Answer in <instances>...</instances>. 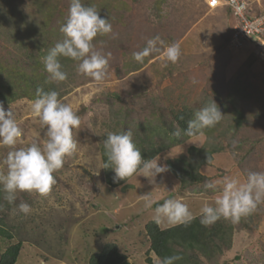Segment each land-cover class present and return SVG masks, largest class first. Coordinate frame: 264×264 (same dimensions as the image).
Here are the masks:
<instances>
[{
    "label": "rangeland",
    "instance_id": "374dc122",
    "mask_svg": "<svg viewBox=\"0 0 264 264\" xmlns=\"http://www.w3.org/2000/svg\"><path fill=\"white\" fill-rule=\"evenodd\" d=\"M13 2L29 12L27 0ZM122 2L127 10L123 21L112 29L111 39L117 44L106 53L105 78L100 82L88 76L86 81L78 78L61 98L79 116L80 125L73 130L77 148L53 173L51 192L47 196L17 192L16 201L9 204L0 191L1 224L12 236L11 241L0 238V254L8 245L20 242L15 264H88L90 254L111 241L131 264H159L148 252L144 230L153 221L155 207L165 199H178L200 217L201 207L214 206L222 185H217L216 190L183 189L168 171L159 174L154 184L140 172L118 188L105 184L100 148L107 133L112 132L109 127L114 125L116 118L112 114L117 107L133 110V118L135 114L143 118L142 108L148 98H156L164 107L193 105L202 96L209 104L215 101L224 116L211 137L198 135L155 159L168 166L170 160L189 157L190 148L209 150L218 146L221 152L200 170L207 182L226 176L244 182L249 172H264V46L256 45L253 38L252 44L232 46L230 32L232 26L236 28V19L228 8L210 10L207 0ZM263 14L264 0H249L247 15L257 18ZM157 35L163 41L157 44L162 51L168 45L179 44L178 61L166 62L161 53H151L141 69L124 73L123 65L132 54L143 50L147 40ZM94 50L104 54L100 47ZM31 105L25 99L3 104L6 110L13 111L22 136L13 148L0 146V162L9 151L32 143L43 147L46 129L33 115ZM230 106L244 117L236 133L230 129L234 123ZM0 171H6L2 163ZM144 196L154 201L152 208L144 207ZM22 202L31 206L27 215L18 210ZM252 217L250 229L235 225L231 249L208 264H264V202ZM159 226L173 225L165 220Z\"/></svg>",
    "mask_w": 264,
    "mask_h": 264
},
{
    "label": "trees",
    "instance_id": "16d2710c",
    "mask_svg": "<svg viewBox=\"0 0 264 264\" xmlns=\"http://www.w3.org/2000/svg\"><path fill=\"white\" fill-rule=\"evenodd\" d=\"M82 3L85 6H94L101 17L108 18L112 29L117 22L123 21L127 10L122 0H82ZM69 5L70 0H27L29 12H26L13 0H0V102L5 105L22 99L33 102L37 88L44 91L55 90L61 99L68 92V85L76 83L78 78L86 81V75L76 74L78 62L61 56L59 60L62 70L68 74L67 79L63 82H45L48 74L44 70L41 58L57 42L63 40L60 27L67 19ZM92 43L94 49L100 47L104 49L106 55L116 47L117 41L111 39L110 33L106 36L98 35ZM146 61V58L143 63L129 59L123 65L124 73L136 72ZM113 104L111 103V106ZM208 104L203 96L193 105L181 104L176 107L171 105L164 107L156 98H148L142 108L145 114L143 118H140V114H135L137 117L133 118V110L120 106L112 114L116 120L109 129L114 133L130 131L142 158L153 159L200 135L188 137L184 135V130L187 128V122L194 118L195 112ZM230 109L234 122L230 129L236 133L242 127L244 117L234 106H230ZM116 128L120 130L115 132ZM216 129V126L205 129L203 135L211 137ZM178 130L181 133L179 136L174 134ZM104 152L103 142L100 148L102 162L106 160ZM219 152L221 148L218 146H211L209 150L190 148L189 157L180 156L168 162V172L180 182L183 189L201 191L197 187L204 188L208 178L202 175L200 170L209 166L213 155ZM135 174L126 180L113 182V170L104 169V182L109 188L115 189L125 184ZM252 216L253 213L243 216L235 224L221 218L207 228L200 224V217H196L188 226L176 225L168 228H161L154 221H150L144 227L149 245L148 252L159 260V264L164 257L174 254L182 256L175 264H208L231 249L235 225L250 229L249 222ZM1 222L0 220V238L11 241V234L2 227ZM21 246L20 242L8 245L0 254V264H15ZM147 262L151 261L148 259ZM88 264L131 263L127 255L121 253L117 244L111 241L102 245L96 252H92Z\"/></svg>",
    "mask_w": 264,
    "mask_h": 264
},
{
    "label": "clouds",
    "instance_id": "9594fccd",
    "mask_svg": "<svg viewBox=\"0 0 264 264\" xmlns=\"http://www.w3.org/2000/svg\"><path fill=\"white\" fill-rule=\"evenodd\" d=\"M60 32L64 36L63 40L57 42L41 58L44 70L48 74L45 82H63L67 79L68 74L62 70L59 60L61 56L77 61L78 73L97 82L102 81L106 75L108 57L94 50L92 42L98 35L106 36L112 33L109 19L101 17L94 6H85L82 0H70L67 19L61 25ZM158 42L163 44L158 35L147 40L143 50L132 54V59L143 63L144 58L151 53H161L164 61L176 63L181 55L179 44L168 45L162 51L157 47ZM164 66L166 67L167 63ZM58 96L55 90L44 91L37 88L31 105L33 115L46 129L44 136L47 139L43 147L32 143L27 147L9 151L6 158L0 162L6 168V171H0L2 186L0 191L5 193L4 199L9 204L16 201L17 192H35L47 196L55 183L53 173L63 166L64 157L71 155L77 148L73 130L79 127L80 118L71 106ZM223 116L217 103L212 101L195 112L194 118L187 122L184 135L188 137L203 135L205 129L213 128L220 123ZM174 134L179 136L181 133L178 130ZM21 136L22 131L13 111L11 108L6 110L3 104H0V146L13 148ZM232 146H236V141H232ZM104 149L106 160L100 169H112L113 182L126 180L139 171L142 176L148 178L150 184H154L159 174L169 171L166 164L158 163L155 158L147 160L142 158L130 131L108 132L104 140ZM217 185H222V188L215 198L214 206L205 204L199 210L200 224L206 228L221 218L234 224L238 223L241 217L250 215L264 202V172H249L244 182L226 176L220 181L206 182L204 188L216 190ZM143 199L146 209L153 207L154 201L150 197L144 196ZM17 207L19 212L25 215L32 211L28 203L22 202ZM195 218L188 205L181 200L165 199L155 207L153 221L158 225L166 220L173 226H188ZM181 259V255L174 254L164 257L160 264H175Z\"/></svg>",
    "mask_w": 264,
    "mask_h": 264
},
{
    "label": "built area",
    "instance_id": "2783aa9c",
    "mask_svg": "<svg viewBox=\"0 0 264 264\" xmlns=\"http://www.w3.org/2000/svg\"><path fill=\"white\" fill-rule=\"evenodd\" d=\"M207 7L214 10L220 7L228 8L236 19V28L231 36L230 44L239 47L251 43L264 46V14L257 18L247 15L249 0H207Z\"/></svg>",
    "mask_w": 264,
    "mask_h": 264
},
{
    "label": "crops",
    "instance_id": "0c3cea01",
    "mask_svg": "<svg viewBox=\"0 0 264 264\" xmlns=\"http://www.w3.org/2000/svg\"><path fill=\"white\" fill-rule=\"evenodd\" d=\"M234 28H235V27H233V26L231 27V32H230L231 34L233 33ZM230 36H231V35H230Z\"/></svg>",
    "mask_w": 264,
    "mask_h": 264
}]
</instances>
